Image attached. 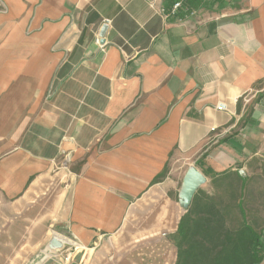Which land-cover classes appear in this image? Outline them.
Instances as JSON below:
<instances>
[{
  "label": "crops",
  "instance_id": "obj_1",
  "mask_svg": "<svg viewBox=\"0 0 264 264\" xmlns=\"http://www.w3.org/2000/svg\"><path fill=\"white\" fill-rule=\"evenodd\" d=\"M175 2L0 0V212L52 182L75 255L140 264H177L188 215L264 231V0Z\"/></svg>",
  "mask_w": 264,
  "mask_h": 264
},
{
  "label": "rangeland",
  "instance_id": "obj_2",
  "mask_svg": "<svg viewBox=\"0 0 264 264\" xmlns=\"http://www.w3.org/2000/svg\"><path fill=\"white\" fill-rule=\"evenodd\" d=\"M0 7H3L2 3H0ZM51 185H53L52 182L50 189L48 188L45 193V197L35 198L30 200L28 204H23L24 206L19 208L21 211L17 209L16 204L12 208L13 212L8 208L1 209L0 264H70L71 259L73 264H140L132 261L134 256L132 253H130L129 258L126 257L125 261L121 260L120 262L116 260L118 257L116 254L103 256L95 250H92L91 254H87V257L84 251L75 255L71 251L74 245H70L67 227L60 226L59 222L53 218ZM225 214L228 219L227 224L233 232L240 231L245 227L246 218L250 219L249 224L256 226L253 215L249 212L245 220L244 215L238 209L236 212L228 210ZM39 218L45 220L44 240L41 239V233L38 238L34 237L38 222L42 224L38 220ZM255 226L252 229L259 234L258 242L263 246L264 231H258L259 229H256ZM75 258L77 263H75Z\"/></svg>",
  "mask_w": 264,
  "mask_h": 264
},
{
  "label": "trees",
  "instance_id": "obj_3",
  "mask_svg": "<svg viewBox=\"0 0 264 264\" xmlns=\"http://www.w3.org/2000/svg\"><path fill=\"white\" fill-rule=\"evenodd\" d=\"M179 235V264H259L262 261L264 242L263 246L259 244V234L247 224L233 232L222 215L219 219L208 215L197 220L188 215L180 224Z\"/></svg>",
  "mask_w": 264,
  "mask_h": 264
},
{
  "label": "water",
  "instance_id": "obj_4",
  "mask_svg": "<svg viewBox=\"0 0 264 264\" xmlns=\"http://www.w3.org/2000/svg\"><path fill=\"white\" fill-rule=\"evenodd\" d=\"M106 25L101 32V37L104 36ZM206 176L198 170L195 166H190L183 179L180 191V203L184 208H188L194 198L195 193L204 183H206Z\"/></svg>",
  "mask_w": 264,
  "mask_h": 264
},
{
  "label": "built area",
  "instance_id": "obj_5",
  "mask_svg": "<svg viewBox=\"0 0 264 264\" xmlns=\"http://www.w3.org/2000/svg\"><path fill=\"white\" fill-rule=\"evenodd\" d=\"M191 0H176V2L173 4L172 13H177L181 9H185L186 12L190 14H195V11L192 10L190 7H188V3ZM152 7H155V4L151 3ZM163 12V10H161ZM107 22V21H106ZM97 42H100V39L97 38ZM53 91H50V95H52ZM221 108V107H220Z\"/></svg>",
  "mask_w": 264,
  "mask_h": 264
}]
</instances>
